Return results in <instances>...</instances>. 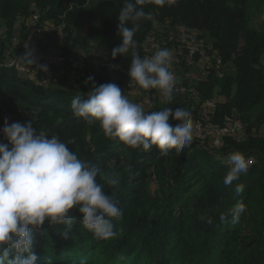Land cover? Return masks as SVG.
Returning <instances> with one entry per match:
<instances>
[{"label": "trees", "instance_id": "16d2710c", "mask_svg": "<svg viewBox=\"0 0 264 264\" xmlns=\"http://www.w3.org/2000/svg\"><path fill=\"white\" fill-rule=\"evenodd\" d=\"M122 6L123 0H0V27L8 31L0 41V57L15 26L24 27L38 12L42 21L62 28L64 53L78 51L97 62V85L115 83L124 94L131 51L126 57H111L122 42L117 28ZM143 7L151 19L139 21L134 36L141 57L145 36L156 25L168 24L199 31L228 68L225 77L210 74L195 85L200 101L184 102L173 95L166 103L151 97L145 111L183 107L196 113L201 102L217 92L224 103L214 120L233 114L244 126L243 138H224L215 152L201 149L194 139L167 156L155 146L150 151L130 148L106 137L98 123L73 116L71 101L86 99L92 86H77L63 75L57 85L45 88L12 69L1 70L0 128L7 118L10 123L32 122L37 132L56 135L78 158L100 169L98 182L122 211L113 221L117 235L106 241L83 227L75 208L69 213L75 223L67 240L60 235L63 225L45 222L34 230L37 264H264V0H169L164 6ZM31 110L36 116L26 115ZM169 122L178 123L171 118ZM236 151L252 158L254 165L226 187L228 168L221 157ZM113 172L119 173L120 182L110 186L101 177ZM237 183L243 184V192L234 191ZM239 202L246 211L237 223L230 215L220 219Z\"/></svg>", "mask_w": 264, "mask_h": 264}, {"label": "clouds", "instance_id": "9594fccd", "mask_svg": "<svg viewBox=\"0 0 264 264\" xmlns=\"http://www.w3.org/2000/svg\"><path fill=\"white\" fill-rule=\"evenodd\" d=\"M169 0H123L118 14V35L121 44L111 51V57L127 56L131 51L128 69L130 83L143 90H158L164 101L173 99L177 80L172 68V52L167 48L157 49L151 56L135 51L134 39L142 19H151L144 5L164 6ZM131 24V27H129ZM23 63L36 64L33 50H26L19 58ZM47 72V65L36 64ZM91 90L86 99L79 96L71 101L74 117L88 124L98 123L104 135L117 139L130 148L150 151L155 146L161 155L170 150L180 152L193 142L191 112L184 108L165 107L159 111L146 112L140 103L131 101L122 94L115 83L97 85L89 76ZM177 121L172 124L169 120ZM0 264H37L34 251L35 231L48 225H63L61 238L69 239L74 226L70 210L77 209L79 221L95 238L110 240L117 235L114 219L122 215L114 196L98 182L100 169L78 158L68 145L56 135L47 136L37 132L32 122L9 123L5 118L0 128ZM6 141V142H4ZM227 165L223 184L232 187L242 174L249 171V161L239 151L221 157ZM105 179L110 186L119 184V173L113 172ZM243 184H235L234 191L241 193ZM246 205L235 204L229 213H222L221 220L231 216L237 223ZM207 222L212 223L208 218Z\"/></svg>", "mask_w": 264, "mask_h": 264}, {"label": "built area", "instance_id": "2783aa9c", "mask_svg": "<svg viewBox=\"0 0 264 264\" xmlns=\"http://www.w3.org/2000/svg\"><path fill=\"white\" fill-rule=\"evenodd\" d=\"M15 28L10 42L2 50L4 55L0 57V73L4 69H12L17 75L45 88L57 85L63 75L71 80L70 83H77V86H92L91 82L86 83L89 76L94 77L95 82L97 65L93 64L97 62L78 51L64 53L60 40L61 27L42 21L40 14L34 12L26 20L24 27ZM7 32L5 27H0V41L4 40ZM160 48H167L172 52L171 70L177 80L173 95L182 98L184 102L200 101L202 97L195 85L207 80L210 74L223 78L228 71L223 59L213 51L210 42L199 31L179 26L174 28L168 24L156 25L154 31L145 36L144 56H151ZM29 49L33 50L36 64L47 65V72L36 68V64L29 65L19 60ZM261 67L264 68V56ZM125 93H131L136 100L158 97L164 101L158 90H143L134 82H129L124 95ZM221 103H224L223 98L215 92L201 102L196 113L191 112L193 139L203 150L219 151L224 138H243L244 126L233 114L226 116L221 122L214 120L216 109ZM26 115L34 117L36 112L31 110ZM260 130L264 133V124ZM245 158L249 161L250 171L254 160Z\"/></svg>", "mask_w": 264, "mask_h": 264}, {"label": "rangeland", "instance_id": "374dc122", "mask_svg": "<svg viewBox=\"0 0 264 264\" xmlns=\"http://www.w3.org/2000/svg\"><path fill=\"white\" fill-rule=\"evenodd\" d=\"M62 80V78L60 79V81ZM125 95L133 102H136V103H140L143 107H144V110H149L150 109V99L148 98H143L141 100H136V99H133L132 98V94L130 93H125Z\"/></svg>", "mask_w": 264, "mask_h": 264}, {"label": "crops", "instance_id": "0c3cea01", "mask_svg": "<svg viewBox=\"0 0 264 264\" xmlns=\"http://www.w3.org/2000/svg\"><path fill=\"white\" fill-rule=\"evenodd\" d=\"M261 133L264 135V133L261 131Z\"/></svg>", "mask_w": 264, "mask_h": 264}]
</instances>
